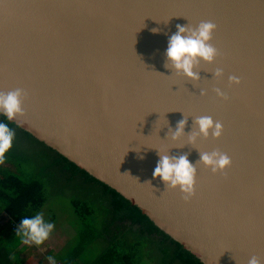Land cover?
Instances as JSON below:
<instances>
[{
	"label": "water",
	"instance_id": "obj_1",
	"mask_svg": "<svg viewBox=\"0 0 264 264\" xmlns=\"http://www.w3.org/2000/svg\"><path fill=\"white\" fill-rule=\"evenodd\" d=\"M0 115L202 264H264V0H0Z\"/></svg>",
	"mask_w": 264,
	"mask_h": 264
},
{
	"label": "trees",
	"instance_id": "obj_2",
	"mask_svg": "<svg viewBox=\"0 0 264 264\" xmlns=\"http://www.w3.org/2000/svg\"><path fill=\"white\" fill-rule=\"evenodd\" d=\"M0 130V150L4 136L13 130L17 133L14 137L21 142L24 139L26 146L33 143L38 147L32 157L15 153L10 160L0 158V264L23 263L20 255L25 229L39 208L54 200L53 185L67 190L65 201L77 220L89 221L90 231L73 251L53 260L54 264H202L114 189L1 115ZM79 236L84 238L83 231ZM96 240L104 243L103 250L91 259H83V249Z\"/></svg>",
	"mask_w": 264,
	"mask_h": 264
},
{
	"label": "rangeland",
	"instance_id": "obj_3",
	"mask_svg": "<svg viewBox=\"0 0 264 264\" xmlns=\"http://www.w3.org/2000/svg\"><path fill=\"white\" fill-rule=\"evenodd\" d=\"M1 133V130H0ZM17 133L11 131L3 138V148L0 150V158L10 160L13 154H21L32 157L38 151L33 143L22 142L16 137ZM28 170H31L27 166ZM54 200L42 205L34 214V218L26 227V237L22 242L25 252L20 257L24 259L22 264H54L56 258L65 257L73 251L79 242L87 238L89 229L87 222H81L74 217L72 207L65 201L67 190L60 185H53ZM49 191L46 190L48 197ZM3 218L0 217V223ZM83 231L84 238L80 239L79 232ZM104 248V243L96 240L81 252L83 259H91L98 255ZM27 249V250H26Z\"/></svg>",
	"mask_w": 264,
	"mask_h": 264
},
{
	"label": "crops",
	"instance_id": "obj_4",
	"mask_svg": "<svg viewBox=\"0 0 264 264\" xmlns=\"http://www.w3.org/2000/svg\"><path fill=\"white\" fill-rule=\"evenodd\" d=\"M25 246V245H24ZM27 250V249H26ZM22 252H25V247H24V250Z\"/></svg>",
	"mask_w": 264,
	"mask_h": 264
}]
</instances>
